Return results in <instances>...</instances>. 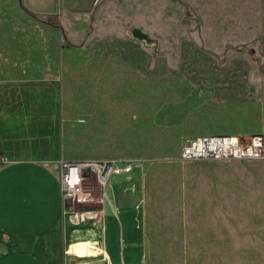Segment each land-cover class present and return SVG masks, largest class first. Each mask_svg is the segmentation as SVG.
Wrapping results in <instances>:
<instances>
[{
	"label": "rangeland",
	"instance_id": "obj_1",
	"mask_svg": "<svg viewBox=\"0 0 264 264\" xmlns=\"http://www.w3.org/2000/svg\"><path fill=\"white\" fill-rule=\"evenodd\" d=\"M28 1L35 13L14 14L19 83L3 96L26 119L54 121L65 104L85 159L122 152L129 134L81 127L78 103L138 123L131 138L151 156L109 194L135 207L121 219L124 238L144 230L142 264H264V160L180 157L184 136L264 134V0ZM11 16L0 13L4 46L18 40Z\"/></svg>",
	"mask_w": 264,
	"mask_h": 264
},
{
	"label": "crops",
	"instance_id": "obj_2",
	"mask_svg": "<svg viewBox=\"0 0 264 264\" xmlns=\"http://www.w3.org/2000/svg\"><path fill=\"white\" fill-rule=\"evenodd\" d=\"M30 6L28 0H0V13L12 14L6 21V36L9 38L11 32H15L18 37L17 44L7 42L4 46L5 38L0 41L3 48L0 52V155L4 158L0 163V264H127V261L142 264L144 230L141 228L140 235L131 233L124 238L127 231L121 219L122 210L135 207H124L117 201L115 205L110 198L98 222L75 221L65 208L59 161L88 158L81 144L83 139H73L69 134L70 128L77 126L67 117L65 104L61 103L60 116L54 121L52 118L26 119L13 113L11 100L3 96L5 90L19 83L15 78L20 76L16 71L20 24L14 14L21 9L35 13ZM35 10L43 12L45 9ZM56 79L57 75L51 80ZM111 88L116 89V86ZM77 106L76 121L83 124L81 127H99L93 130L109 133V140L115 142L113 133L129 134V144L122 152H105L102 146L87 152L90 157L133 162L151 156L145 148H136V139L131 136L136 131L132 125L138 123L117 113L116 104L102 102L85 106L78 103ZM30 126L36 128L29 129ZM183 128L190 129L186 124ZM191 137H183L180 154L183 144ZM121 157L127 159H119ZM81 240L93 241L98 248L94 247L91 254L80 253L74 247Z\"/></svg>",
	"mask_w": 264,
	"mask_h": 264
},
{
	"label": "built area",
	"instance_id": "obj_3",
	"mask_svg": "<svg viewBox=\"0 0 264 264\" xmlns=\"http://www.w3.org/2000/svg\"><path fill=\"white\" fill-rule=\"evenodd\" d=\"M181 159L206 160H264V134L250 136L204 134L188 139L182 146ZM4 161L0 155V163ZM128 160L89 158L59 161L62 196L65 208L75 221L98 222L110 202L109 187L114 176L133 170ZM70 198V205L66 199Z\"/></svg>",
	"mask_w": 264,
	"mask_h": 264
},
{
	"label": "bare ground",
	"instance_id": "obj_4",
	"mask_svg": "<svg viewBox=\"0 0 264 264\" xmlns=\"http://www.w3.org/2000/svg\"><path fill=\"white\" fill-rule=\"evenodd\" d=\"M95 242L90 240H81L77 245H75L74 249L78 250L80 253H93V248L96 246ZM96 252V251H95ZM125 259V258H124Z\"/></svg>",
	"mask_w": 264,
	"mask_h": 264
},
{
	"label": "water",
	"instance_id": "obj_5",
	"mask_svg": "<svg viewBox=\"0 0 264 264\" xmlns=\"http://www.w3.org/2000/svg\"><path fill=\"white\" fill-rule=\"evenodd\" d=\"M66 204L70 205V198L66 199Z\"/></svg>",
	"mask_w": 264,
	"mask_h": 264
},
{
	"label": "trees",
	"instance_id": "obj_6",
	"mask_svg": "<svg viewBox=\"0 0 264 264\" xmlns=\"http://www.w3.org/2000/svg\"><path fill=\"white\" fill-rule=\"evenodd\" d=\"M55 25H57V24H55ZM59 25V24H58Z\"/></svg>",
	"mask_w": 264,
	"mask_h": 264
}]
</instances>
